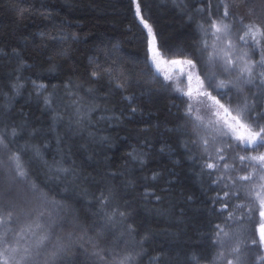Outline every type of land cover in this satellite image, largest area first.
I'll use <instances>...</instances> for the list:
<instances>
[{"label":"snow or ice","instance_id":"snow-or-ice-1","mask_svg":"<svg viewBox=\"0 0 264 264\" xmlns=\"http://www.w3.org/2000/svg\"><path fill=\"white\" fill-rule=\"evenodd\" d=\"M16 2L11 0L9 7L21 19L39 15L44 20H54L47 5L12 7ZM18 2L24 4L26 0ZM172 2L189 26L195 24L193 39L184 47L166 46L152 22L147 0H128L127 12L140 28L144 51L142 61H133L144 64L138 74L131 69L118 71V61L101 48L99 51L105 53L103 65L98 56H91L89 69L80 74V82L71 77L62 82L64 95L59 102L63 113L57 110V86L53 85L49 93L47 84L30 82L37 98H42L44 110L54 114L50 130L68 117L64 135L56 134L58 147L73 136L83 138V133L93 126L92 114L101 111L95 105L97 89L91 85L107 77L109 85L114 84L115 90L122 93L130 118L139 110L136 96L128 94L141 83L138 77L148 76L158 82L173 99L169 111L177 109L175 126L165 127V132L175 135L176 146L165 141L160 152L167 150L170 158L178 157L173 160L174 167L189 165L204 197L203 211L210 218V230H194V237L185 247L199 248L206 240L211 253L166 255L161 246L149 264H264V0H197L192 8H188L186 0ZM38 35L61 45L81 39L64 32L63 24L58 35L46 30ZM70 51L61 48L55 56H68ZM5 56L19 61L15 78L8 85L10 96H19L25 83L18 73L32 65L21 58L16 48L10 53L0 48V58ZM162 61L172 68L171 72L161 71ZM49 63L53 64L52 57ZM71 71L79 73V68ZM177 99L180 105L175 103ZM13 111L10 104L0 105V264H142L148 255L145 246L153 242V234L148 229L141 233L135 219L139 215L136 205L153 199L162 202L158 185L145 183L139 200L127 199L136 181L128 179L123 171H108V165L98 163L92 176L78 172L74 162L69 167L62 162L49 165L43 161L41 149L29 143L39 130L30 126L22 112L14 115ZM102 111L107 113L109 109ZM123 114H103L99 119L119 121ZM88 138L89 143L81 148L93 150L89 160L95 155L94 145L102 149L112 146L107 136L97 137L88 131ZM22 139L23 146L19 144ZM68 151L72 153L71 146ZM28 152L32 155L26 161ZM128 156L141 167L147 164V152L134 149ZM33 160L47 169L45 181L35 178ZM169 177L168 187L161 188V192H170L179 179L174 171L169 172ZM162 178L160 172L154 171L143 179L157 182ZM50 183L63 185L65 194H53ZM87 185L96 191L90 193ZM75 195L85 198L80 208L76 207L80 201H74ZM89 195L90 200L86 199ZM194 200L193 195L184 196L185 203ZM178 207L179 217L183 218L185 209L183 205ZM89 219L90 224L84 222Z\"/></svg>","mask_w":264,"mask_h":264},{"label":"trees","instance_id":"trees-1","mask_svg":"<svg viewBox=\"0 0 264 264\" xmlns=\"http://www.w3.org/2000/svg\"><path fill=\"white\" fill-rule=\"evenodd\" d=\"M10 3L11 0H0V48L9 53L12 48H16L21 53V58L32 67L20 69L18 74L24 77L25 88L21 95L11 97L8 85L15 78L14 70L18 68L19 61L10 56L0 58V92L4 93L0 96V105L10 104L14 115L22 112L30 121V126L39 130V134L29 139V143L41 149L43 161L49 165L62 162L65 167L72 166L74 162L77 171L83 175L94 176V169L98 163L108 165L106 169L108 171H123L127 173L128 179L136 181V188L134 191L129 190L131 194H126L127 199L139 200L145 183L158 185L157 194L164 197L162 202L153 199L151 203L139 201L136 205L139 215L135 219L136 223L141 225V233L148 229L153 234V242L145 246L148 255L143 257L142 264H149L150 257L155 255L161 246L165 247L166 255L179 254L182 257L185 251L210 255L211 246L206 240L201 241L199 248L185 247L189 243V238L194 237V230L199 229L203 233L210 230V218L203 211L204 205L201 201L204 197L189 165L184 163L183 167H174L173 160L178 157L170 158L167 150L165 153L160 152L165 141L174 148L176 146L175 135L165 132V127L175 126L177 109L171 108L169 111L173 99L169 93L161 89L158 82H153L148 76L138 77L141 83L134 85L128 94L136 96L139 110L130 118L127 102L122 100V93L115 90L114 84L109 85L107 77L91 85L97 89L95 105L101 111L92 114L93 126L83 133V138L73 136L66 139L65 144L60 147L56 144V134L59 132L60 135H64L68 117L65 116L63 124L55 125L54 131L50 130L53 127L54 114L44 110L42 98H37L30 82L37 80L38 83L47 84L49 93L53 91V85L57 86V110L63 113V105L59 102V97L64 95L62 82L67 81L69 77L74 82H80V74H85V70L89 69L88 58L91 56H98L103 65L105 53L99 51L101 48L105 49V52H110L111 57L118 61L115 66L118 71L131 69L138 74L144 70L142 62L133 63L134 60L142 61L144 51L140 41V28L127 12L128 0H26L24 4L17 0L12 5V7L47 5L54 18L52 21L44 20L39 15H25L21 19L10 9ZM147 3L151 10L152 22L166 46L184 47L192 41L195 24L188 25L186 17L174 6L172 0H147ZM186 3L188 8H192L197 0H186ZM62 24L64 32L78 35L80 41H68L64 45L52 44L48 40H42L38 35L45 30L58 35ZM112 45L117 47L113 49ZM61 48H69L71 50L69 55L56 57L55 53ZM37 49H40L39 53ZM49 57L53 58V64L49 63ZM120 60L123 61L122 65L119 64ZM50 67L52 71H49ZM74 67L79 68V73L71 71ZM175 103L180 105L181 101L177 99ZM105 108L109 109L107 113L102 111ZM122 111L124 114L119 121L108 122L99 119L103 114L120 116ZM146 128L149 130L143 131ZM88 131L95 132L97 137L107 136L112 143L111 147L104 146L103 149L94 145L95 155L92 160L88 157L92 155L93 150L81 148V145L89 143ZM145 141L148 142L147 145ZM19 144L23 146L25 140H20ZM69 146L72 147L71 154L68 151ZM134 149L148 153L147 164L144 167L128 156ZM31 155L32 153L28 152L25 160L27 161ZM32 167L35 178L39 182L45 181L47 169L43 164L33 160ZM154 171L160 172L163 178L157 182L143 179L150 177ZM170 171H174L179 179L170 192H161V188L168 187L166 181L171 178ZM116 183L119 184L120 181ZM49 187L53 189V194H65L63 185L50 183ZM86 187L90 193L96 191L94 186ZM186 195H193L195 200L185 203ZM73 199L80 201L76 204L77 208L84 204L85 198L79 195H75ZM86 199L90 200L91 195ZM178 205H183L185 209L183 218L179 217ZM84 222L90 224L91 219Z\"/></svg>","mask_w":264,"mask_h":264},{"label":"rangeland","instance_id":"rangeland-1","mask_svg":"<svg viewBox=\"0 0 264 264\" xmlns=\"http://www.w3.org/2000/svg\"><path fill=\"white\" fill-rule=\"evenodd\" d=\"M161 71L162 72H171L172 71V68L168 64H166V63H164L162 61L161 62Z\"/></svg>","mask_w":264,"mask_h":264}]
</instances>
